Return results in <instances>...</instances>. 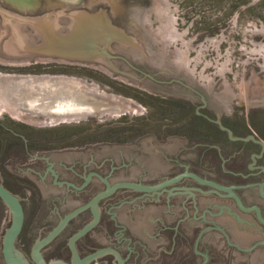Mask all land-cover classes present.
Here are the masks:
<instances>
[{
    "label": "rangeland",
    "instance_id": "1",
    "mask_svg": "<svg viewBox=\"0 0 264 264\" xmlns=\"http://www.w3.org/2000/svg\"><path fill=\"white\" fill-rule=\"evenodd\" d=\"M35 1H40L44 7L48 6L47 3L54 2V0L27 2L29 5ZM148 2L145 8H139L131 13L127 30L118 31L114 36H107L99 42L106 43L110 51L123 54L136 65H142L170 80H181L189 87L197 88L220 114H224L225 117L230 113L238 115L249 121L257 134L264 136V0H148ZM10 6L11 8H6L7 14H3L4 9L0 4V12H2L0 63L21 65L39 61L42 64L35 66L38 67L36 71L30 70L34 65L28 68L0 66V75L76 77L97 86L99 93L133 101L130 97L119 93L121 92L118 89H121L119 83L113 84L115 86L113 91L105 87L108 85L89 80L82 68L71 69L50 63L65 58L46 50L49 44L43 29L44 26L52 27V25L56 28L70 27L72 21L64 19L62 15L64 9H50L42 15L35 16L17 12L14 3ZM113 11L116 12L115 9ZM44 16L50 17L41 27L36 18ZM142 27L148 29V33L143 32ZM149 37L157 41L159 38H166L172 44L167 48L161 47L158 43L153 46ZM83 53L85 56L78 59L79 61L123 79L129 84L126 86L129 90L133 86H138L148 92L172 93L192 100L197 97L193 90L179 82L165 86L149 80L135 81L131 78L136 75L133 68L124 61L111 59L103 51L93 48ZM99 74L91 73V76H99ZM127 89L123 91L128 92ZM143 107L145 106L138 105L135 111L142 113ZM135 111L87 117L89 124L101 126L98 133L96 132L97 136L89 139L97 140L104 137L102 133H111L114 138L123 139L122 143L56 148L57 150L42 145L26 148L21 144L4 143L5 139L12 141L13 138L0 127V180L17 194L26 209L24 232L16 242L15 251L29 264H33L30 257L34 244L49 234L69 211L92 198L68 195L66 187L59 188L55 185L52 176L47 174V169L42 170L43 172L37 171L40 175L32 173L31 163L42 159L43 162L61 169L64 163L80 162L84 167L90 166L89 172L94 166L100 167L101 163L106 161L104 168L110 181L126 179L154 183L179 170L180 167H176L177 165L171 162V157L179 155L192 159L194 156L202 155L201 150L190 147L177 138L172 137L168 142L154 140L153 135L158 132L154 133L153 127H147L145 137L140 142H135V135L138 134L132 121ZM126 113L130 118L122 119L124 117L121 118L120 115ZM4 117H10L15 122L37 131L49 129L51 123L49 119L21 108L1 109L0 123ZM203 152L205 157L203 163L189 162L186 166L194 167L206 176H214L222 181L229 180L226 176V171L229 170L226 164L221 159L214 158V153L211 151L206 153L204 148ZM88 176L89 174L86 177ZM187 185H192V182L187 181ZM143 196L134 193V198L140 201ZM118 198H124L123 191L106 200L104 209L107 203H118ZM106 218L108 233L115 238L117 222L107 216ZM11 224V212L0 199V264H6L3 243ZM157 229L156 227L154 230L156 239L160 238L155 234ZM70 235V233L66 235L67 240ZM135 242H140V246L145 247L140 251L144 258L164 254L165 244L151 249L143 240L137 239ZM51 246L50 248H53L56 243H52ZM67 256H69L68 251H65L61 257ZM247 257L251 264L261 262L264 260L263 248L251 256L237 254V257L231 259V264H242ZM60 260L62 259L49 260L46 264ZM108 261V264H114L113 258L108 257ZM93 264H102V261Z\"/></svg>",
    "mask_w": 264,
    "mask_h": 264
},
{
    "label": "flooded vegetation",
    "instance_id": "2",
    "mask_svg": "<svg viewBox=\"0 0 264 264\" xmlns=\"http://www.w3.org/2000/svg\"><path fill=\"white\" fill-rule=\"evenodd\" d=\"M27 1L0 0L1 7L4 9L3 14H7L6 8H11L10 5L12 3H14L17 12L26 15L30 13L36 16L42 15L50 9H64V11L62 10V15L65 20L72 21V25L70 27L60 28V30L90 36L87 39L86 48H95L96 50L107 53L113 60L126 62L136 72L134 77L129 76L133 80H138L139 82L149 80L165 86L173 82H179L189 87L181 80H170L161 74L148 70L142 65H136L123 54L110 51L106 43L99 42L102 38L114 36L118 31L123 32V30H127L131 13L139 8H145L149 4L148 0H54V2L47 3L48 6L46 7L42 6L40 1L31 2L32 4L30 3L29 5ZM29 6H31L30 9L28 8ZM114 9L116 12H112ZM133 27L135 28L134 25ZM141 30L145 33L149 31L144 27ZM149 40L153 46H156L158 43L164 48L172 44L166 38H159L157 41L149 37ZM50 63L52 65L67 66V68L69 67L71 69L76 67L82 68L87 73L85 76L89 80L108 85L105 87L113 91L115 89L113 84L115 82L119 83L121 87V89L118 88L121 91L119 92L120 94L133 99L137 106H145L143 107L144 111L142 113L138 111L133 113L134 118L132 121L135 123L133 127H136L138 130V134L135 135V142H140L145 137V129L147 127H153V132H158L153 135L154 140L168 142L172 140V137L177 138L186 145L201 150L202 155L194 156L192 159L179 155L171 157V162L177 165L176 167H180L179 170L163 178V180L154 183L126 179L110 181L104 168L107 163L106 161L102 162L100 167L94 166L88 172L90 166L84 167L80 162L64 163L60 169L59 167L56 168V165L52 166L50 163L43 162L40 159V161L30 164L31 168H33L31 169L32 173L40 175L38 172L47 169V174L52 176L55 185L59 188L66 187V193L68 195L79 197L89 196L93 198L102 191H105L109 185H114L119 182L131 181L142 185L155 186L172 180L186 172H191L201 178L215 181L221 185L234 187V192L242 201L241 206L229 192L203 185L191 177H183L153 192L119 188L112 195L99 202V223L87 235L76 242V247L81 258L104 248H115L121 253L125 264H231V259L237 257V254L251 256L253 253H258L261 248H263L264 252V223L258 214L260 211L261 216L264 218V204L255 200H248L255 189H258L260 195L264 196V145L254 139L246 141L231 139L229 132L221 127L223 125L230 129L235 138L255 136L257 140L264 142V136L257 134L249 121H245V119L233 113L228 114L227 117L224 114H220L218 109L211 105L208 98L195 87H189L198 97L195 100L172 93L160 91L148 92L138 86H133L131 91L127 89L126 86L129 84L123 79L97 69L88 63H83L75 59L54 60ZM41 64L42 62L34 61V63L26 62L21 65L17 63H0V66L28 68L34 65L33 68L30 67V70L36 71L38 67L35 66ZM112 70L115 71L114 69ZM91 73L102 74H99V76H91ZM125 89L128 92L123 91ZM127 114L120 115V117H124L122 119L130 118L127 117ZM49 120L51 122L49 129H40L37 131L27 125L15 122L10 117H4L2 123H0V127L13 139L12 141L5 139L3 142L21 144L26 148L34 145H42L59 149L124 142L121 138H114L111 133H102L101 135L104 137H100L97 140L94 138L89 139V137L97 136L96 132L98 133V129L101 128L99 124H89V118L59 123L51 119ZM145 121H148V123H145ZM33 132L36 134L34 135ZM48 132L51 133L47 134ZM44 133L47 135H44ZM108 135L111 137H107ZM204 148L206 149V153L211 151L214 153V158L221 159L226 164V167L229 169L226 171V176L229 180L222 181L214 176H206L199 173L196 168L186 166L189 162L197 164L203 163L205 158ZM53 169L55 170L54 172L52 171ZM88 174L89 176L86 177ZM187 181L192 182L193 186L187 187ZM0 182L2 183L1 180ZM2 184L12 192L4 183ZM194 186H201L203 190H199ZM121 191H130L147 196L160 195L166 192L169 195L167 201L169 208H171V205L178 206L179 209L176 211L169 210V213H174L173 218L160 219L154 222L158 228L157 233L155 232L156 236H163L166 240L164 245L165 249L163 250L164 254L149 256L147 258L142 257L140 251L141 248L144 250L145 247L140 246V242H135L134 238L127 237V229L123 225L116 226L117 230L114 235L117 243L107 242L108 220L106 218L104 202ZM12 193L15 194L14 192ZM200 194L213 195L218 199L230 200L232 203L203 206L199 203ZM15 195L17 196V194ZM177 198L179 201L175 200ZM90 200L79 204L68 213L84 206ZM109 206L111 207L112 204H109ZM24 210L26 220L25 207ZM93 218V212L90 208L73 218L63 231L41 250V255L45 263L54 259H62L60 261L71 263L73 255L69 247V239L78 230L89 224ZM23 232L24 227L19 237L22 236ZM251 232L261 234L251 247L244 248L237 243L238 237H245L244 235ZM69 233L71 235L67 240L66 235ZM54 242L56 246L50 248ZM65 251H68L69 256L61 257ZM108 257L114 259V264H119L113 254H104L92 260L89 264H93L99 260L102 261V264H108ZM30 258L32 263L35 264L32 257ZM242 264H251L249 257L245 258ZM257 264H264V260Z\"/></svg>",
    "mask_w": 264,
    "mask_h": 264
},
{
    "label": "water",
    "instance_id": "3",
    "mask_svg": "<svg viewBox=\"0 0 264 264\" xmlns=\"http://www.w3.org/2000/svg\"><path fill=\"white\" fill-rule=\"evenodd\" d=\"M50 16L39 17L41 27L43 22L48 20ZM43 29L45 37L49 44L46 50L51 51L65 59L78 60L84 57L87 39L90 36L78 34L77 32H67L56 28L46 27ZM62 32V34H61ZM43 50V49H42ZM21 108L23 110L31 111L35 114L49 118L57 123L64 121H74L89 116H102L104 114H121L128 111H135L138 106L127 98H122L110 94L99 93L97 86L89 84L83 79L76 77H67L59 75H28V76H7L0 75V110L1 109H15ZM222 129L227 130L231 139L249 140L254 139L264 145V142L259 141L255 136L249 138H235L233 132L221 125ZM183 177H191L199 183L211 186L220 191L229 192L242 206V201L234 192V187L224 186L215 181L201 178L195 173L186 172L172 180L163 182L155 186L142 185L136 182L124 181L114 185H109L105 191L94 196L87 204L77 208L68 213L60 219L55 228L45 237L39 239L32 248L31 257L35 264H46L41 255V250L50 244L67 226V224L81 212L91 209L93 212V220L78 230L70 239L69 247L73 258L71 263L56 261L51 264H89L92 260L104 255L113 254L119 264H125L121 253L115 248H104L84 258L78 253L76 242L87 235L99 223V202L110 195H112L119 188H129L141 190L144 192H153L172 184ZM192 187L193 185H186ZM199 190H203L201 186H194ZM190 197V196H189ZM188 197V198H189ZM0 199L7 205L11 212L12 224L3 243V255L6 264H29L27 260L18 255L15 251V245L22 233L25 222V210L21 199L9 191L0 182ZM169 195L166 192L160 195H144L142 200L134 198L133 192H124V198H118V203H107L105 212L106 216L117 225H123L127 229V237L134 238V241L143 240L154 249L157 245L165 244V239L154 237V230L156 228L155 221L160 219H170L174 217V213H169V210H178V206L167 205ZM179 201V199H175ZM174 200V201H175ZM248 200H255L264 204V196L260 195L259 190H253ZM199 203L203 206H214L220 204H231L230 200H222L213 195H199ZM109 204H112L110 207ZM173 211V212H174ZM259 218L264 223V218L258 212ZM224 219V218H223ZM260 233L251 232L244 235L245 237H238L237 243L244 248L252 246L254 241L260 236ZM107 242L117 243L109 233Z\"/></svg>",
    "mask_w": 264,
    "mask_h": 264
},
{
    "label": "bare ground",
    "instance_id": "4",
    "mask_svg": "<svg viewBox=\"0 0 264 264\" xmlns=\"http://www.w3.org/2000/svg\"><path fill=\"white\" fill-rule=\"evenodd\" d=\"M89 22H90V21H89ZM73 26H74V25H73ZM74 29H75V28H74ZM74 29H73V30H74Z\"/></svg>",
    "mask_w": 264,
    "mask_h": 264
},
{
    "label": "trees",
    "instance_id": "5",
    "mask_svg": "<svg viewBox=\"0 0 264 264\" xmlns=\"http://www.w3.org/2000/svg\"><path fill=\"white\" fill-rule=\"evenodd\" d=\"M54 149H56V148H54Z\"/></svg>",
    "mask_w": 264,
    "mask_h": 264
}]
</instances>
